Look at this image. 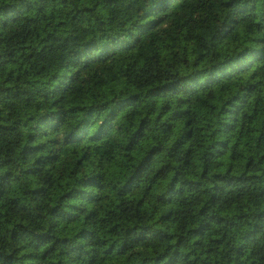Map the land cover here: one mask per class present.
Listing matches in <instances>:
<instances>
[{
	"label": "trees",
	"instance_id": "trees-1",
	"mask_svg": "<svg viewBox=\"0 0 264 264\" xmlns=\"http://www.w3.org/2000/svg\"><path fill=\"white\" fill-rule=\"evenodd\" d=\"M0 264H264V0H0Z\"/></svg>",
	"mask_w": 264,
	"mask_h": 264
}]
</instances>
